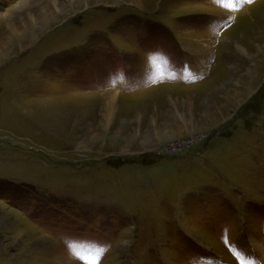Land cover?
Returning <instances> with one entry per match:
<instances>
[{
    "label": "rangeland",
    "instance_id": "374dc122",
    "mask_svg": "<svg viewBox=\"0 0 264 264\" xmlns=\"http://www.w3.org/2000/svg\"><path fill=\"white\" fill-rule=\"evenodd\" d=\"M263 13L0 0V264H264Z\"/></svg>",
    "mask_w": 264,
    "mask_h": 264
},
{
    "label": "bare ground",
    "instance_id": "6f19581e",
    "mask_svg": "<svg viewBox=\"0 0 264 264\" xmlns=\"http://www.w3.org/2000/svg\"><path fill=\"white\" fill-rule=\"evenodd\" d=\"M261 13V12H260ZM260 13H259V16H260ZM63 17V16H62ZM59 18V17H58ZM261 18H264V13L262 14V17ZM59 20V19H58ZM6 24H7V26L9 27V29L10 30H13V28L11 27V24H10V17H8V20L6 21ZM15 28V27H14ZM11 36V35H10ZM19 40V39H18ZM20 44H21V42H20ZM22 45V44H21ZM22 47V46H21ZM22 49V48H21ZM5 57V56H4ZM251 92H252V90H251ZM112 93H113V91H112ZM252 93H250L249 94V96L251 95ZM110 96V95H109ZM248 96V97H249ZM114 102V101H113ZM176 153V152H175ZM177 153H179V152H177ZM258 248H259V246H258ZM259 252H260V256H261V259H262V261H263V263H264V249L263 248H260L259 249Z\"/></svg>",
    "mask_w": 264,
    "mask_h": 264
},
{
    "label": "crops",
    "instance_id": "0c3cea01",
    "mask_svg": "<svg viewBox=\"0 0 264 264\" xmlns=\"http://www.w3.org/2000/svg\"><path fill=\"white\" fill-rule=\"evenodd\" d=\"M229 95H230V92L228 91V92L226 93V95H223V98H224V99H227ZM214 104L217 105V107H218L219 105H223L222 103L218 102V100H216V102H214ZM226 126H227V124L224 123V124L222 125V127L217 128V129H213V130H211L210 132H211V134L218 133L221 129H223V128L226 127ZM210 129H212V128H210ZM208 132H209V131H208Z\"/></svg>",
    "mask_w": 264,
    "mask_h": 264
},
{
    "label": "built area",
    "instance_id": "2783aa9c",
    "mask_svg": "<svg viewBox=\"0 0 264 264\" xmlns=\"http://www.w3.org/2000/svg\"><path fill=\"white\" fill-rule=\"evenodd\" d=\"M167 155H172L173 156V155H180V154H177V153H174V152H172V153L169 152V154H167Z\"/></svg>",
    "mask_w": 264,
    "mask_h": 264
}]
</instances>
